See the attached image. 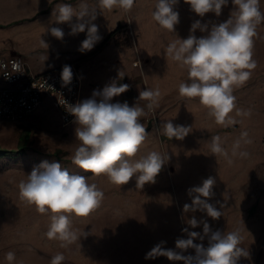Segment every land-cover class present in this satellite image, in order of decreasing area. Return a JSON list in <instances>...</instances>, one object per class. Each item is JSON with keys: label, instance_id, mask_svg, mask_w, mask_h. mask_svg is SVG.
<instances>
[{"label": "rangeland", "instance_id": "1", "mask_svg": "<svg viewBox=\"0 0 264 264\" xmlns=\"http://www.w3.org/2000/svg\"><path fill=\"white\" fill-rule=\"evenodd\" d=\"M83 2L98 9L92 23L102 39L91 50L82 52L79 49L86 30L72 34L70 24L57 23L53 14L57 4L78 6L81 0H0V24L4 25L0 26V55L18 54L20 49L38 52L40 66L71 58L66 65L76 66L82 78L80 102L90 98L94 90L116 81L130 88L114 97L113 103L126 101L133 106L137 102L144 107L147 101L138 100L139 92L159 88L158 105L152 111L145 108L146 115L140 118L147 136L136 158L158 151L169 159L154 183L137 188L133 177L126 185H114L107 176L92 175L72 163L79 144L75 136L78 125L74 121L61 127L52 107L25 123L0 121V148H17L21 134L30 132L23 153L0 157V264H9L5 258L9 251L16 254L14 264H50L57 253L65 256L62 264H182L164 256L146 258V254L161 242L164 248L179 251L175 241L187 238L182 231L185 228L202 233V224L196 228L188 224L193 217L207 221L214 231H239V246L249 255L241 257L238 264H264V23L258 25L254 38L257 67L251 79L233 93L237 109L250 110V115H237L234 110L230 115L236 123L223 126L215 122L198 98L180 96L179 84L188 81V74L165 53L170 42L188 37L194 21H226L233 8L231 0L219 17L208 13L203 18L179 0L174 8L180 21L175 32L153 20L156 0H135L128 12L118 7L99 8L97 0ZM260 8L264 11V0H260ZM50 27L61 28L63 39L52 36ZM114 30L115 35L102 43ZM204 34L195 32L197 37ZM167 120L192 130L182 140L169 139L163 132ZM244 132L246 137L242 136ZM214 136L220 137L226 155L212 153ZM237 140L240 144L234 154ZM44 161L59 162L71 174L88 178V183H95L104 193L101 205L89 216L71 217L73 229L86 235L67 248L46 237L49 216L38 213L19 195V183ZM209 176L216 181L209 202L221 211V217L212 219L199 210L185 213L183 206L193 199L188 190L200 186ZM194 242L207 246V239ZM183 254H194V250Z\"/></svg>", "mask_w": 264, "mask_h": 264}, {"label": "clouds", "instance_id": "2", "mask_svg": "<svg viewBox=\"0 0 264 264\" xmlns=\"http://www.w3.org/2000/svg\"><path fill=\"white\" fill-rule=\"evenodd\" d=\"M178 2L179 0H156L152 12V18L158 26L169 32H175V26L180 22L179 13L174 10ZM184 2L190 5L197 16L203 18L208 13L219 17L229 0ZM134 3L135 0H97L99 8L112 10L118 7L125 12L130 11ZM231 3L233 8L226 21H194L188 37L170 42L165 53L166 57L171 58L188 74V81L179 84L180 96L198 98L215 122L223 126L236 123L230 115L234 110L237 115H250V110L237 109L233 93L251 79L252 72L257 67L253 58L254 38L258 25L264 23L260 0H231ZM97 11V8H90L81 0L78 6L57 4L53 14L56 15L57 23L70 24L72 34L86 30V38L79 49L83 52L91 50L102 39L98 34V27L92 23L96 19ZM74 17L76 22L72 23ZM197 30L205 34L197 37ZM49 31L57 39L62 40L64 37V32L59 27H50ZM42 42L48 47L43 40ZM119 76L123 78L121 73ZM72 78L70 66L65 65L61 72L63 83H71ZM129 88L128 84L112 81L102 90H94L90 98L69 105V112L78 125L75 136L79 141L72 155V163L92 175L107 176L114 185H126L135 177L137 188H143L146 183L155 182L169 159L167 154L158 151H150L136 158L147 136L140 118L146 115L145 108L154 110L161 93L159 88L140 91L138 100L147 101L144 107L137 102L133 106H129L126 101L112 102L114 97L120 96ZM191 130L192 127L174 125L172 120L163 123L164 135L169 139L182 140ZM242 136L246 137L247 133H242ZM239 144L240 140H237L234 154ZM210 149L214 154L226 155L219 136L212 137ZM215 182L209 176L200 186L190 188L188 194L193 196L192 203L185 204L183 211L187 213L199 210L212 219L220 218L221 211L209 202L214 195ZM19 195L27 205L34 206L38 213L49 216L50 222L45 235L50 240L59 241L61 248L69 247L86 235L78 234L73 229L71 217L89 216L101 205L104 197L103 191L95 183H88L85 176L71 174L59 162L49 164L47 161L34 167L26 179L19 183ZM188 224L192 228L202 224L203 232L185 228L182 231L187 234V238H177L175 241L179 251L164 248V242H161L146 254V258L164 256L170 261H180L182 264H238L241 257L249 255L247 250L239 246L242 238L238 230L227 233L214 231L207 221H198L195 217ZM205 239L207 246L203 242H194ZM188 249H193L194 254L184 255ZM5 258L9 264H14L16 254L9 251ZM63 261V253H57L51 257L50 264H62Z\"/></svg>", "mask_w": 264, "mask_h": 264}, {"label": "built area", "instance_id": "3", "mask_svg": "<svg viewBox=\"0 0 264 264\" xmlns=\"http://www.w3.org/2000/svg\"><path fill=\"white\" fill-rule=\"evenodd\" d=\"M63 67L37 74L30 70L23 55H0V121L25 123L48 98L59 113L60 126H70L75 117L69 105L80 102L82 78L72 65V81L65 85L61 79Z\"/></svg>", "mask_w": 264, "mask_h": 264}, {"label": "crops", "instance_id": "4", "mask_svg": "<svg viewBox=\"0 0 264 264\" xmlns=\"http://www.w3.org/2000/svg\"><path fill=\"white\" fill-rule=\"evenodd\" d=\"M21 52H19L18 54H21L24 56L28 67L30 68V70L34 73L40 74V73H44L46 71H50V70H55L58 68L63 67L64 65H66L67 63L70 62L71 58H69L68 60L64 59V60H59L55 63H52L51 65H45V66H40V64H42V60L40 59V57L38 56V52H30L24 49H20ZM41 54V53H40ZM2 78L0 76V84L2 83ZM48 107H52L58 116V122H59V113L58 111L52 106V103L50 102V100L48 98H44L43 102L40 104V106L35 110V112L29 117V119H31L34 115H36L39 111L44 110ZM28 119V120H29ZM27 120V121H28ZM60 124V123H59Z\"/></svg>", "mask_w": 264, "mask_h": 264}, {"label": "trees", "instance_id": "5", "mask_svg": "<svg viewBox=\"0 0 264 264\" xmlns=\"http://www.w3.org/2000/svg\"><path fill=\"white\" fill-rule=\"evenodd\" d=\"M0 26H4V25L0 24ZM115 33H116V30L112 31L104 39V41L102 43H105L108 39H110V37L115 35ZM29 135H30L29 131L21 134L17 148H13V149L0 148V157H14L16 155L23 153L27 148V141L29 139Z\"/></svg>", "mask_w": 264, "mask_h": 264}]
</instances>
